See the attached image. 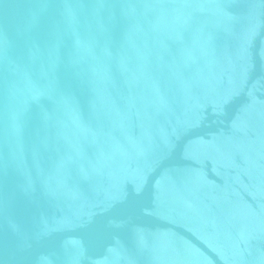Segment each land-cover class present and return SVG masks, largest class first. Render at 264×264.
Returning <instances> with one entry per match:
<instances>
[{
	"label": "water",
	"instance_id": "1",
	"mask_svg": "<svg viewBox=\"0 0 264 264\" xmlns=\"http://www.w3.org/2000/svg\"><path fill=\"white\" fill-rule=\"evenodd\" d=\"M0 264H264V0H0Z\"/></svg>",
	"mask_w": 264,
	"mask_h": 264
}]
</instances>
